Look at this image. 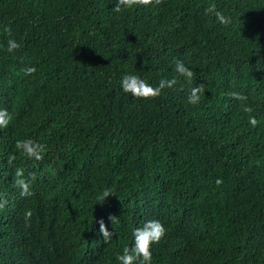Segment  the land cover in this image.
Masks as SVG:
<instances>
[{
  "label": "trees",
  "instance_id": "trees-1",
  "mask_svg": "<svg viewBox=\"0 0 264 264\" xmlns=\"http://www.w3.org/2000/svg\"><path fill=\"white\" fill-rule=\"evenodd\" d=\"M116 4L0 0V109L13 117L0 128V264H121L151 220L166 229L151 264H264V0ZM176 60L191 82L151 99L123 91L126 74L172 79ZM29 138L46 145L43 160L15 148ZM17 168L36 173L30 197Z\"/></svg>",
  "mask_w": 264,
  "mask_h": 264
},
{
  "label": "clouds",
  "instance_id": "clouds-1",
  "mask_svg": "<svg viewBox=\"0 0 264 264\" xmlns=\"http://www.w3.org/2000/svg\"><path fill=\"white\" fill-rule=\"evenodd\" d=\"M163 3V0H117V4L113 9L115 12L120 13L126 9H131L133 6L143 5V6H159ZM214 13L217 20L222 25L231 24V18L225 16L222 12L217 11L214 6H210L206 9V13ZM5 33L11 35V29L5 27ZM21 44H19L15 39H9L7 51L12 53L20 49ZM37 71L35 67H30L24 70L25 75H32ZM175 73L177 74L172 79H161L158 86H153L147 83L144 79L137 75L126 74L122 77L121 87L125 93H130L132 96L141 99H151L161 96L162 90L165 88L171 89L178 83V77H183L188 82L194 79V72L189 67L185 66L182 61H175ZM206 85L204 83L199 84L191 89L188 96V102L190 104H198L201 97L205 94ZM231 97L239 101H247V96L242 95L239 92H232ZM243 110L247 113H251L253 109L244 104ZM13 117L7 109H0V128H7ZM252 127H256L258 121L255 117H250L249 120ZM15 148L20 151L24 156L34 159L36 161H41L44 159V153L46 152V145L39 143L31 138L17 140L15 143ZM16 159L15 156L9 158V164H11ZM36 180V173L32 172L29 177H25L24 169L17 168L15 170V185L20 189V195L22 197H30L33 195L31 189V184ZM222 183L221 180L217 179L216 184L219 186ZM111 195L110 190H106L99 197L103 200ZM7 201L0 202V208H3ZM32 216L31 210H26L24 212V217L26 220H30ZM112 223L115 217L109 218ZM99 231L103 235L105 243H107L112 236L113 232H110L104 224L103 220L99 221ZM166 229L164 225L158 220H151L144 224L143 227H138L134 229V244L129 248L125 247L123 253L117 256V259L121 264H136L137 261L140 264H151L152 261V245L158 244L160 240L165 236Z\"/></svg>",
  "mask_w": 264,
  "mask_h": 264
}]
</instances>
